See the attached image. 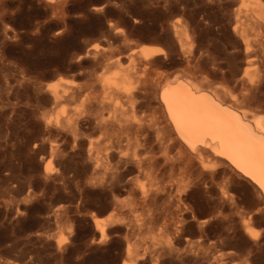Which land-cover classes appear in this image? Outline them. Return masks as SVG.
I'll return each instance as SVG.
<instances>
[{
	"label": "rangeland",
	"instance_id": "1",
	"mask_svg": "<svg viewBox=\"0 0 264 264\" xmlns=\"http://www.w3.org/2000/svg\"><path fill=\"white\" fill-rule=\"evenodd\" d=\"M261 2L255 11L249 0H0V264H264L259 188L227 165L192 178L166 169L154 180L131 164L111 190L117 155L160 166L164 156L153 135L142 151L134 131L127 140L97 124L149 121L159 105L152 83L186 76L264 116ZM143 46L164 54L144 62ZM116 72L130 74L133 89L150 87L149 104H98L114 96L98 80ZM89 141L105 165L97 176ZM98 219L108 224L102 240Z\"/></svg>",
	"mask_w": 264,
	"mask_h": 264
},
{
	"label": "bare ground",
	"instance_id": "2",
	"mask_svg": "<svg viewBox=\"0 0 264 264\" xmlns=\"http://www.w3.org/2000/svg\"><path fill=\"white\" fill-rule=\"evenodd\" d=\"M44 1L48 2V4H55L60 0ZM249 1L253 5V9L255 11H260L263 5L261 0ZM258 15L259 17H261L260 14ZM173 27H175L174 29L178 28V26ZM247 32V29L243 27L240 31V36L243 40V43L247 45L248 49L249 46ZM184 39H187L186 34L184 36ZM94 49L96 50L95 47ZM162 53L164 54V50L158 46H143L141 48L142 59L144 62H150L151 58ZM112 76L113 77L110 78H103L101 80L99 79L98 82L106 91L111 90L112 93L110 95H114L115 99L114 96L110 99L108 98V96L103 97V99L96 98V100L102 99L101 102L99 101L100 103L98 102V104H109V101H112L113 104H115V101L118 97H120L121 99L122 97L126 98L132 108H134L135 106H142L144 108L146 104H149L146 103V101L149 100V96L151 95L150 87H147L148 89L150 88V91H147L148 89H133L131 82L133 78L131 79L130 74L126 72H116ZM146 76L147 75H145V77ZM144 85L142 87H144ZM206 87V85L203 86L199 82L197 83L196 81H194V79L192 80L187 76L186 78H177L171 82L167 81L165 85L162 86L157 81L152 83V95L158 101L159 105L158 109L155 111V114L152 113L153 116L149 121L142 124L138 122L129 123L127 121L116 120L117 118H114L116 121H114L115 123L113 122V125H111L112 122L109 124L108 120L106 123V121L102 119L97 123L101 130L104 128L107 130L109 125L111 127L115 126L116 130L119 133L127 134L129 138L131 137L127 140L132 139V136H130V134L134 131L133 133H135L136 138L137 136H142L143 138L144 144H142V146L144 147L142 148V151H145L144 148L148 150V147H145V144L150 143L153 135L155 139L154 144H156L157 149H160V154L162 152L164 156H161L164 159V162H162L163 164L162 166H160L161 162L155 157H150L148 159L146 157L147 160L144 159L141 161L137 159L127 158L125 156H122L121 154L117 155V163L116 166L113 167L114 171L112 172L109 180V187L111 188V190L116 189L117 185H119L123 181L125 173H127L129 170L127 167L131 164L136 166L135 168H138L139 170L142 168V171L143 168H145V170L148 171L149 175L154 177V180L155 176L164 173V170L166 169L174 170L175 168H179V171H182L181 173L187 174L186 177L190 175V178H192L196 174V172L199 176L202 177L203 171L209 169L210 166V168L216 169L218 166L220 167L223 165H227L229 168H231L232 171L246 178L257 188H259L261 194L264 197V116L262 114L248 112L246 109L243 110L237 107V105H234V102V104H232V102L229 103L228 101H226L224 97L226 95L229 96V94L225 89L219 88L211 90ZM51 89L53 91L54 100L58 101L59 99H61L62 95L60 96V91L58 92L54 86H51ZM64 95L68 96L67 92H64ZM232 99L234 100V98ZM92 100L91 102L89 101V103L95 104V102H92ZM229 100L231 101V99ZM126 138L127 137H125V139ZM133 138L135 137L133 136ZM97 145V142L89 141L87 148L88 154H85L87 156V160L90 161L92 165V170L95 172L94 174L98 173L99 170H102V168L105 166L101 163L100 159L97 157V154L95 157V151L98 147ZM172 151H175L176 155L174 154V157H169V154ZM148 156L152 155L148 154ZM197 165L199 166V169H196ZM181 173L179 175H181ZM97 175L98 174H96V176ZM102 178H99V180H102ZM89 180H87L89 184H93V179ZM96 180L97 179L95 178V183ZM135 190L136 189L133 190V194ZM146 192L141 189V194L139 195L142 199L141 202L145 204H147V202H150L151 199L149 195H146ZM157 196L152 198V200L156 201V199H158ZM98 220L94 223L96 230L101 235L102 240L104 239L105 226H108L109 222L112 223L113 221L111 218V220L108 221V224L102 225L104 221ZM245 231L251 238L256 239V233L249 225L246 226Z\"/></svg>",
	"mask_w": 264,
	"mask_h": 264
}]
</instances>
